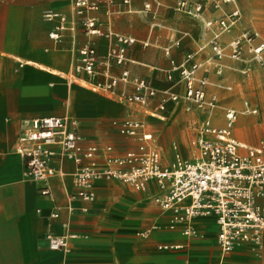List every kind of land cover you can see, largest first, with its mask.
I'll return each mask as SVG.
<instances>
[{"label": "crops", "instance_id": "crops-1", "mask_svg": "<svg viewBox=\"0 0 264 264\" xmlns=\"http://www.w3.org/2000/svg\"><path fill=\"white\" fill-rule=\"evenodd\" d=\"M72 1L48 8L72 19ZM90 1L98 9L87 15L95 18L99 32L87 34L77 24L64 30L59 39L50 37L56 23L31 15L27 0L3 2L0 9V264H264V233L260 248L244 242L222 253L216 244L217 225L212 216L194 221L193 236L184 235L181 225L170 228L169 214L154 202L160 194L154 182L137 190L100 177L92 181V200L71 198L78 164L70 158L56 161L58 173L49 179L52 198L39 194L40 182L24 178L23 160L17 152L19 137L30 120L50 116L69 115L76 120L82 148H97L93 161L98 168L106 166L108 157H122L141 143L138 136L121 132L120 123L126 118L144 122L142 131L151 134L150 143L159 150L164 166L171 164L175 152L190 158L194 150L187 138L198 131L202 115L186 111L182 101L167 97L170 92L182 94L183 86L167 81L166 73L173 63H181L187 52L206 45L210 34L204 21L240 7L233 0L219 10L205 9L200 18H194L176 11L175 0H130L128 4L122 0ZM145 4L151 6L149 14L142 12ZM249 26L242 16V22L222 35L220 43L227 45ZM109 31L135 40L124 51L120 64L109 57L121 48L117 37L106 35ZM84 46L95 50V71L68 78L79 64V51ZM210 55L205 46L196 59L205 63ZM250 56L246 52L243 60L223 58L219 75L205 63L207 94L228 102L222 88L226 91L232 85L226 86L224 81L237 68L250 66ZM122 71L128 72L129 82H118L112 92L102 89L106 75L118 77ZM244 71L246 75L249 69ZM133 77L147 80L156 96L145 104L119 101V94L134 90ZM163 97L165 109L159 110ZM227 107L237 111L234 106ZM213 122L224 124L222 107L214 112ZM236 123L237 119L231 139L240 146V153L264 146V142L248 146L236 141L238 127L247 128L243 121ZM260 203L264 206V197ZM52 212L57 213L55 218L50 216ZM49 232L68 237L66 247L50 250L45 240Z\"/></svg>", "mask_w": 264, "mask_h": 264}, {"label": "built area", "instance_id": "built-area-1", "mask_svg": "<svg viewBox=\"0 0 264 264\" xmlns=\"http://www.w3.org/2000/svg\"><path fill=\"white\" fill-rule=\"evenodd\" d=\"M108 1L112 3L114 0ZM122 1L124 4L130 2ZM231 1L233 0H175L174 9L200 18L205 9L219 10L224 3ZM72 9V19L52 8L42 11L43 20L56 23L55 30L50 34L52 39H59L64 30L73 29L77 24L87 34L99 32L95 18L87 15L98 9L96 3L90 0H73ZM142 12H152L150 4H145ZM241 22L242 13L237 6L220 18L203 22L205 30L210 34L205 46L211 51L205 63L208 62L218 75L223 71L221 60L225 57L243 60L247 52L255 63L263 61L264 41L251 26L244 28L227 45L220 43L221 36ZM106 35L117 37L121 43L119 50H113L109 54L110 58L120 64L124 51L135 40L110 31ZM143 45L146 46L147 43ZM205 46L187 52L183 61L173 63L172 70L166 73L167 81L173 84L180 82L183 86L182 94L170 92L167 97L174 102L182 101L186 111L195 110L202 115L198 131L189 142L194 150L190 158H184L179 152H175L171 164L164 166L159 150L150 143L151 134L142 131L144 122L126 118L120 123L121 132L128 136H138L141 143L136 150L126 152L122 157H108L106 166L98 168L93 161L97 148H82L76 120L69 115L50 116L30 120L29 127L19 137L21 144L17 152L23 160L24 178L40 182L39 194L52 198L49 179L58 173L56 161L70 158L78 164L73 176L71 198L92 200V181L100 177L118 180L137 190H143L148 182H154L160 192L154 197V202L169 214L170 228L181 225L184 235L193 236L196 235L194 221L212 216L217 225L216 244L222 253H228L244 242L260 248L264 233V206L260 203L264 197V146L247 148L245 153L239 152L240 146L231 139L237 119V111L233 108L223 110L222 126L213 122L214 111L220 107L219 100L216 95L207 94L208 70L203 69L205 63L196 59ZM168 52L166 49L165 54L168 55ZM79 56L80 62L71 74L73 78L82 73L91 75L95 71L97 59L93 47L84 46L79 51ZM201 69L203 72L199 74ZM246 72L243 71L244 74ZM106 76L107 81L102 89L109 92H112L118 82H129L127 71H122L118 77ZM132 83L134 90L119 94V101L145 104L157 94L143 78L133 77ZM244 106V112L257 113V109L251 108L247 101ZM158 109H165L164 97L158 103ZM107 150L110 151L111 148L108 147ZM50 216L55 218L57 213L52 212ZM45 240L50 250H62L67 245L68 237L49 232L46 233Z\"/></svg>", "mask_w": 264, "mask_h": 264}, {"label": "rangeland", "instance_id": "rangeland-1", "mask_svg": "<svg viewBox=\"0 0 264 264\" xmlns=\"http://www.w3.org/2000/svg\"><path fill=\"white\" fill-rule=\"evenodd\" d=\"M9 1L12 0H0V9L3 8V2L7 3ZM13 1L22 2L26 0ZM27 1L29 2L31 15L39 14L42 17L43 10L48 9L50 6L63 7L70 0ZM236 2L240 6L239 8L245 21L258 32L259 37L264 41V0H236ZM249 61L252 62L250 66L237 68L231 72L232 74L227 76L224 85H232V88L230 89L231 91H227L228 89L225 91V87L222 88V91L226 93L228 102L223 103L222 99L219 98L221 101L219 105L223 110L229 105L234 106L237 109V123L239 124V122L243 121L247 125V128L238 127L240 132H234L236 141L244 142L248 146H257L264 142V56L260 64L255 63L251 59ZM246 68L249 69V72L245 75L243 71ZM67 77L73 79L71 74ZM243 101L251 103L257 109V113L251 115L244 112ZM193 136L189 135L187 138L188 142Z\"/></svg>", "mask_w": 264, "mask_h": 264}, {"label": "bare ground", "instance_id": "bare-ground-1", "mask_svg": "<svg viewBox=\"0 0 264 264\" xmlns=\"http://www.w3.org/2000/svg\"><path fill=\"white\" fill-rule=\"evenodd\" d=\"M215 111H216V110H215ZM215 111H214V112H215ZM238 143H239V142H238ZM239 144H242V143H239ZM244 145H245V144H244ZM245 146H246V145H245Z\"/></svg>", "mask_w": 264, "mask_h": 264}]
</instances>
